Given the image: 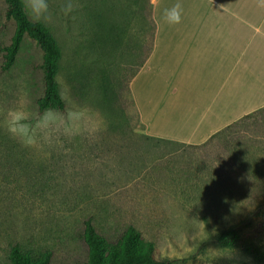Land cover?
I'll return each mask as SVG.
<instances>
[{
	"label": "rangeland",
	"instance_id": "1",
	"mask_svg": "<svg viewBox=\"0 0 264 264\" xmlns=\"http://www.w3.org/2000/svg\"><path fill=\"white\" fill-rule=\"evenodd\" d=\"M105 1L116 4L108 18L127 27L119 49L103 51L115 60L111 103L94 84L86 85L88 94L82 99L68 79L72 63L87 69L91 59L104 54L89 48L83 53L81 45L89 37L98 43L91 17L104 10ZM66 2L48 0L52 21L42 23L61 48L60 92L67 108H86L103 130L94 138L81 135L35 149L10 136L0 118V145L21 147L0 149V264H12L17 244L36 253L51 249V264H85L87 219L113 240L134 225L156 244L161 258L177 259L176 264H255L245 245L255 242L264 250V121H250L246 128L226 132L225 140L203 147L145 139L127 92V80L143 55L138 22L132 19L133 0H72L75 8L68 15L61 10ZM14 29L0 0V113L26 93L36 117L44 91L40 46L26 38L14 67L1 71V47L10 43ZM244 135L256 145L251 152L256 162L236 168L230 146L247 141ZM216 168L225 177L215 178ZM231 229L239 232V243L218 244L220 234Z\"/></svg>",
	"mask_w": 264,
	"mask_h": 264
},
{
	"label": "crops",
	"instance_id": "2",
	"mask_svg": "<svg viewBox=\"0 0 264 264\" xmlns=\"http://www.w3.org/2000/svg\"><path fill=\"white\" fill-rule=\"evenodd\" d=\"M177 2L182 20L168 24ZM152 3L154 49L130 83L144 135L196 147L264 107V0Z\"/></svg>",
	"mask_w": 264,
	"mask_h": 264
},
{
	"label": "trees",
	"instance_id": "3",
	"mask_svg": "<svg viewBox=\"0 0 264 264\" xmlns=\"http://www.w3.org/2000/svg\"><path fill=\"white\" fill-rule=\"evenodd\" d=\"M1 1L5 6L6 20L11 21L15 26L10 43L1 47V51L3 52L1 71L8 72L11 70L16 64L18 54L25 39H33L43 52L42 62L39 67L43 73L44 91L43 95L37 100V116L47 107H54L61 111L66 110L67 104L60 92L59 83L57 81V76L63 67L61 62V48L56 44L49 29L44 24L35 23L29 18L22 7L21 0ZM103 6L104 10L97 9L91 17L97 25L96 33L98 43L94 42V39L89 37L88 43L81 45L83 53H85L88 48L89 52L94 49L98 53H102L103 51L116 52L121 43H123L127 27L116 24L115 20L109 19L107 14L115 10L116 4H109V2L105 1ZM132 8V19L138 22L136 29L138 31L139 47L143 50V55L141 56L139 65L127 80V92L136 109L137 118L140 122L130 83L149 59L154 49L157 24L153 15L152 0H133ZM114 63V58L106 56L105 53L101 56H97L96 60L91 59L90 66L87 69L84 68L82 64L72 63L68 79L76 95L85 99L88 94L86 85L93 88L94 84L96 89L99 90V93L103 95L104 100L111 103L108 94L111 93L114 95L115 93V91L110 88V85H112L111 75L114 72ZM258 120L261 122L264 121V107L244 115L239 120L214 134L208 142L200 146H206L216 139L225 140L226 132L233 129L239 131L238 128H240V126L246 128L250 125V121L256 122ZM141 125L143 126L142 123ZM244 136L247 141L239 140V142L236 141L230 146L232 152L231 162L233 161V163L235 162L237 164L236 168H243L245 166L244 164H247L251 159H255L256 162V157L253 158V156H251V152H253V149H256V145L252 142L253 139L251 136ZM144 137L145 139H153L147 135H144ZM19 148L21 147L18 146L17 143H11L9 145L2 143L0 145L1 150H16ZM207 168L209 169V167ZM216 170L215 178L225 177V174H223L224 171L218 172L217 168ZM262 196L264 197V195ZM84 225V240L88 246V257L85 264H176L178 262L177 259L161 258L156 244L145 238L142 231L134 225L128 226L123 233L114 240L102 234L91 219H87ZM239 241L240 234L236 229L223 232L218 237V244L225 247L236 246ZM245 251L253 263L264 264V250L258 244L255 242L247 243L245 245ZM10 258L12 264H51L54 258V252L51 249H45L36 253V251L32 249H27L17 244L13 247Z\"/></svg>",
	"mask_w": 264,
	"mask_h": 264
},
{
	"label": "clouds",
	"instance_id": "4",
	"mask_svg": "<svg viewBox=\"0 0 264 264\" xmlns=\"http://www.w3.org/2000/svg\"><path fill=\"white\" fill-rule=\"evenodd\" d=\"M22 7L33 22L51 23L48 0H22ZM74 8L72 0H67L61 10L68 15ZM182 14L183 6L179 2L163 11L168 24H179ZM0 118L10 136L24 147L35 149L55 146L81 135L94 138L103 130L100 122L86 108L76 105H71L64 111L47 107L33 117L26 93L19 97L14 107L0 113Z\"/></svg>",
	"mask_w": 264,
	"mask_h": 264
}]
</instances>
